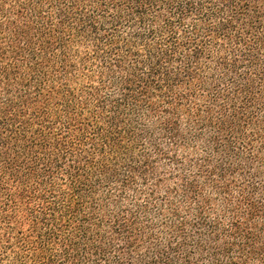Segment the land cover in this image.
<instances>
[{"label":"trees","instance_id":"16d2710c","mask_svg":"<svg viewBox=\"0 0 264 264\" xmlns=\"http://www.w3.org/2000/svg\"><path fill=\"white\" fill-rule=\"evenodd\" d=\"M0 264H264V0H0Z\"/></svg>","mask_w":264,"mask_h":264}]
</instances>
